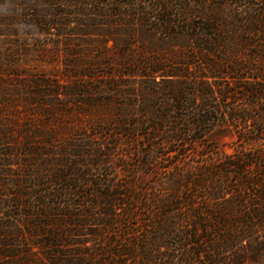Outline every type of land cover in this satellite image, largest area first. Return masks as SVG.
<instances>
[{
	"label": "trees",
	"instance_id": "16d2710c",
	"mask_svg": "<svg viewBox=\"0 0 264 264\" xmlns=\"http://www.w3.org/2000/svg\"><path fill=\"white\" fill-rule=\"evenodd\" d=\"M177 1L0 0V264H264V7Z\"/></svg>",
	"mask_w": 264,
	"mask_h": 264
},
{
	"label": "rangeland",
	"instance_id": "374dc122",
	"mask_svg": "<svg viewBox=\"0 0 264 264\" xmlns=\"http://www.w3.org/2000/svg\"><path fill=\"white\" fill-rule=\"evenodd\" d=\"M150 4H153L155 7L161 0H147ZM229 0H178L174 5H179L178 3H187L190 4L191 8H233L229 7V4H226ZM264 7V0H244L243 4L238 8H263ZM28 47V46H27ZM30 47V46H29ZM243 55H247L246 50L244 51ZM62 66L63 61L62 57L54 59H47V61H41L40 58L37 56L36 60H32L30 62V69H38L40 67L46 68L49 70V74L55 75L57 77L63 76L62 73ZM243 104H238L241 106ZM237 127L230 126L227 130L222 133H214L209 138L208 146L206 145L205 148L208 149L207 153L201 154L197 158H202L208 156L209 154L220 152L221 154H230L234 151V144L235 140L237 139ZM239 132V131H238ZM125 151H121V148L116 152V155L111 156V160L113 162L121 163L120 156ZM133 153V151H132ZM134 154L130 155L127 159L128 162L132 163L135 161ZM100 171V170H99ZM96 171L97 173H100Z\"/></svg>",
	"mask_w": 264,
	"mask_h": 264
}]
</instances>
